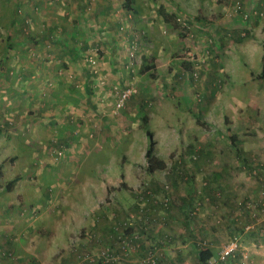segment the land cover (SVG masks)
Segmentation results:
<instances>
[{"label": "rangeland", "instance_id": "374dc122", "mask_svg": "<svg viewBox=\"0 0 264 264\" xmlns=\"http://www.w3.org/2000/svg\"><path fill=\"white\" fill-rule=\"evenodd\" d=\"M44 1L46 3L52 2L55 5L59 4L60 8H65L70 4V12L73 17H76L74 20L77 22V28L81 32L90 31L91 39L97 41V45L89 51V56L84 59L89 72L92 76L94 75L91 90L95 88V91L93 93L90 90L87 96L92 99V95L95 94L93 100H100L104 108L99 112L91 106L90 109L86 108V112L80 113L85 115L84 120L88 123L91 121L93 127H99L103 136H109L104 140L95 141L103 147L99 152L96 150L84 151L81 148L74 151L72 145L65 144L62 146L61 143L67 137H72L74 141L81 140L83 132L80 121H67L65 126L61 125L60 127V124L53 120L52 132L54 136L62 138V140L59 139L57 144L46 148L48 151L44 153L45 159L39 155L34 157L31 148L33 146L28 144L30 137L23 138L24 148L21 150L29 153V156L26 154L28 157L26 163H29V166L26 167L25 165L19 168V170H25L23 176L26 175L29 180L31 175L35 176L38 173V170L45 172L64 166L70 170L80 169L78 177L81 179L96 180L93 184L94 187L101 178L111 179L112 183L119 180L123 181L124 174L134 175L133 167L135 165L136 169L140 167L139 164L135 163L143 160L146 167V152L149 148L150 138L142 128L141 115L147 113L152 119L150 127L154 131L153 139L156 141L154 145L155 154L161 158L169 154L168 168L157 171L156 177L145 176L146 183H142L143 175L136 174L135 177L140 180L139 184L132 189L128 187V190L117 189L113 196V202L118 200L121 203L128 197L138 207H146L148 206L147 194L146 189L143 188L148 187L151 191L155 190L150 183L154 180L156 182L161 180L160 182H162L163 177L165 180L161 184L162 186L169 185V194L173 198V183L169 176L172 172L171 166L178 158H182L184 161V167H180L176 174L180 183V191H178L182 193L175 199L178 202L182 201L183 196H186L185 193L188 192L187 188L190 186L194 187L196 195L201 196L203 188L208 187L209 183L212 182L210 176L213 172L220 171L223 166H227L230 169L228 176L224 177L221 183L214 181L215 200H223L225 192L228 196L234 190L237 193L235 200L239 203H246L249 209L248 213L241 212L240 214L238 213L239 210L236 211V214L244 220V223H240V227L252 223L255 226L252 234L254 236L247 240L246 245L255 247V245L264 242V233L262 232L264 229V211H262L264 202V193L262 192L264 191V81L256 76L262 69L263 46L259 52L255 48L256 44L264 38V15L259 18L254 15H250L248 19L246 16L240 18L239 13L235 10L237 1H240L243 7L248 10L256 9L259 4L254 3L253 0L250 3V0H198L193 4V7L196 8V11H200V8L205 9L206 14H208L206 20L196 19V16L200 17V12L198 15L194 14L193 18L180 12L181 14L175 16V21L172 20L170 25L163 26L161 18L158 17L160 6H165L166 2L167 7L173 10L180 7L187 12L189 11L190 0L185 2L184 0H134L132 5L139 10L138 13L127 12L121 5L125 0H112L114 3L113 11L112 14H108L107 18L118 19L122 25L121 28L120 26L117 28L116 32L119 39L116 52L120 58V64L115 70L114 68L111 69L109 64L105 65L106 59L103 57L106 48L99 38L101 21L98 22V17L95 15L100 0H81L84 2L83 7L87 20H82V16L78 15L76 11V4L80 0ZM39 2L41 1L38 0L34 5L31 0H0V36L6 40L9 35L7 33L12 34L11 40L7 42L9 46L18 45L16 38L20 30L22 40H26L27 37L29 38L35 33V27L43 23L42 9L40 11L37 7ZM260 4H262V0H260ZM65 14L69 13L66 12ZM243 22L249 25L248 29ZM199 23L201 24L200 28L197 27ZM205 25L209 28L208 30ZM44 26L46 25L43 24ZM203 31L208 32V38H211L199 43L196 39V33ZM220 32L222 37L219 36ZM62 34L61 29H57L54 35L57 38L58 35L61 36ZM239 34H241V38L247 41L246 47L250 50V57L247 54L243 55L238 49L236 42ZM136 38L139 40V49L134 71L131 72L128 69L124 70L123 67L129 55V44ZM3 40L1 41L3 42ZM166 40L172 42L171 52H164L160 47H156L161 46V43ZM255 41L257 42L254 43ZM29 44L27 45L28 53L34 56L36 49L29 47ZM154 45L155 48H153ZM45 46L51 48L52 40H49ZM22 47L25 48L26 44ZM153 52L158 55L168 54L164 59L165 61L172 58L177 59L176 65L179 69L177 78L169 77L167 74L161 77L159 75L158 78L160 79L158 80V78L151 76L152 70H148V73L145 72L143 69L144 60L151 58ZM222 52L225 53L222 54ZM4 53L5 49L2 50L1 56ZM212 59H221L223 64L226 63V66L221 68L219 63H214ZM211 60L212 67L208 75L206 68L210 66L208 64ZM186 62L204 64L202 70L205 71V74L200 77L196 70L187 72L191 68L187 67ZM10 69H12L10 70L12 77H15L14 66H10ZM226 71H231V78L227 77ZM181 82H184L183 86H181ZM47 84L49 85H46L43 93L55 86L53 80L48 81ZM131 84L137 88L136 95L118 109L120 93ZM41 85L43 86V83L39 86ZM210 89L217 92L214 102ZM146 90L151 92L145 94L144 91ZM52 97L57 98L48 91L47 96L41 99L37 97L35 104L37 103L38 106L46 104L52 101ZM91 99H88L86 103L92 102ZM106 105H109V108H106ZM232 107L235 111L241 110V112L247 109L255 110L251 112L248 121L232 122L229 115ZM207 118H212V122H208ZM97 128H93L90 132L94 134V129ZM19 132L21 131L19 130ZM110 133L112 134L110 135ZM234 136L236 142L232 140ZM194 153L198 154L196 161L190 158V156L193 157ZM201 158L205 159L202 164L198 162ZM41 178V176L38 177V182L45 189L47 185L40 180ZM236 185H239L240 188L236 189ZM136 188L142 189L136 191ZM162 197L160 193L158 198L161 199ZM205 199L206 202L212 200L211 197H198V201L190 208L192 210L196 208L198 211L195 216L202 213V206L205 205L202 202ZM110 208L107 207V210ZM190 209L188 210L189 214ZM151 210L150 207L147 213H151ZM139 211L140 214L143 213L141 208ZM133 214L135 213L133 212ZM213 215L211 220H214L213 224L218 227L219 231L215 233L214 237L209 236L210 241L203 236H197V240L199 244L206 241L205 247L208 245L215 248L217 245L221 246V249L234 237L235 232L231 234L225 232L223 236L220 231V222H223V219L227 218L229 214L223 215L220 211L218 213L215 211ZM124 219L122 225L118 226L119 230L124 229L132 222L129 217L124 216ZM165 240L171 241L169 236ZM249 240L251 241L249 242ZM179 241L176 245L180 243ZM153 244L157 245V243ZM160 244L165 246L161 241ZM236 256L237 254L233 257ZM243 259V263L247 264L248 256L243 254ZM190 264L193 262L190 261Z\"/></svg>", "mask_w": 264, "mask_h": 264}, {"label": "crops", "instance_id": "0c3cea01", "mask_svg": "<svg viewBox=\"0 0 264 264\" xmlns=\"http://www.w3.org/2000/svg\"><path fill=\"white\" fill-rule=\"evenodd\" d=\"M31 1L35 5L38 0ZM40 1L37 3V7L40 11L42 9L41 17L44 21L35 27V33L29 38L27 37L26 40H22L20 30L16 38L18 45L12 46L7 44L12 38L10 32L7 33L9 35L6 40L0 36V264H90L79 262L76 255L79 252H98L105 246H110L119 252L120 235L123 232L139 242L141 248L139 251L124 257L117 264H136L152 246H157L163 253L158 264H190V261L193 264H202L198 258L199 242L197 236L206 237L210 241V237H214L215 233L219 231L218 227L213 224L214 220H211L214 216L213 213L220 211L223 215L229 214L227 218L223 219V222H220V231L224 236L225 232L229 234L241 233L240 223L244 220L236 214L237 210L240 214L241 212H249L246 203H239L235 200L237 193L233 188V192L228 196L225 192L223 200H215L214 181L221 183L224 177L228 176L230 169L227 166H223L220 171L213 172L210 176L212 182L209 183L208 187L203 188L201 196L196 195L194 187L190 186L187 188L186 196H183L180 202L175 200L182 194L179 193L180 183L176 178L175 168L174 173L169 176L173 183V198L170 208L150 204L143 208L138 207L128 197L125 198L124 202L119 203L118 200L113 202V196L117 189H127L128 187L132 189L139 184L140 180L135 177L136 174L144 176L142 183H146L145 176L156 177V174L146 172L147 169L143 160L135 163L139 164L141 169L140 167L136 169L134 164V175L124 174V180L115 183H112L111 179L101 178L98 183H95V187L93 184L96 180L78 177L80 169L70 170L62 166L45 172L38 170L35 176L29 177V180L26 175L23 176L25 170H19L25 165L26 167L29 166V163H26L28 158L26 154L29 156V153L21 150L24 148L23 138L30 137L28 144L34 147H31L34 157L39 155L42 159H45L44 153L48 151L46 148L49 146L44 147V144L51 143L52 146L59 139L62 140V138L54 136L52 132L53 120L60 124V127L61 125L65 126L67 121H80L83 132L81 140L74 141L72 137H67L65 141H62L66 145H72L74 151L81 148L84 151L96 150L99 152L103 147L95 141L104 140L109 136H103L99 127H93L91 121L88 123L84 120L85 115L80 113L86 112V108L90 109L91 106L99 112L104 108L100 100H93L95 94L92 95V99L87 96L92 87L93 76L84 62L83 54L85 52L83 51L93 43L90 31L81 32L77 28V22L74 20L76 17H73L70 12V4L65 8H60L59 4ZM197 1H189V11L187 12L180 7L173 10L167 7L165 2V10L163 14L158 16L161 18V24L163 26L170 25L171 22H168V19L175 21V16L181 14L180 12L190 15L192 18L194 14L198 15L200 12V17L196 16V19L206 20L208 14H206L205 9L200 8V11H196V8L193 7ZM253 2L260 4V0H253ZM113 4L112 0H100L95 15L98 17V22L101 21L99 38L106 48L105 55H103L106 59L105 65L109 64L111 69L117 70L115 63L117 60L120 62V58L116 52L119 45L116 32L120 22L118 19L107 18L108 14H112ZM83 5L84 2L80 0L76 4V11L78 15L82 16V20H87ZM66 12L69 14L66 15ZM243 23L244 26L249 27L246 22ZM43 24L46 26L43 27ZM200 25L199 23L197 27L200 28ZM205 26L207 27V25ZM51 29L53 30L51 31ZM57 29H61L63 34L56 38L54 34ZM201 33H196V39L199 43L211 38L210 36L208 38V32L203 31ZM219 36L222 37L221 32ZM49 40H52L51 48L45 46ZM246 42L244 38H241V34L237 36L238 49L243 55L247 54L250 57L251 53L246 47ZM24 44H26L25 48L22 47ZM28 44L29 47L36 49L34 56L29 55ZM256 45V51L259 52L262 43L259 41ZM171 46V40H166L161 43V46L156 47H160L164 52H171ZM4 49L5 53L1 56ZM224 53L222 52V54ZM167 56L168 54L158 55L153 52L149 58L150 71L152 70L151 72L155 73L157 78L159 75L161 77L168 74L169 77L173 78H177L179 75V69L176 65L177 59L172 58L165 61ZM229 58L231 57L229 56ZM212 60L208 64L210 66L206 68L208 75L212 67ZM186 63L188 64L187 67L191 68L187 72L196 70L200 77L205 74V71L202 70L204 64ZM214 63H219L221 68L226 66V63L223 64L221 59L214 60ZM12 65L16 70L15 77H12L10 73L12 70L10 66ZM226 75L231 78V71H226ZM50 80L54 81L55 86L48 91L57 98L52 97V101L40 106L36 105L35 99L37 97L41 99L48 95V91L46 93L43 91L46 85H49L47 82ZM184 82H181V86L184 85ZM41 83L43 86H39ZM195 85H197L196 82ZM210 90L214 102L217 92L214 89ZM91 91L94 93L95 88H92ZM150 92L149 90L144 91L145 94ZM88 99L93 101L86 103ZM105 107L109 108V105ZM254 110L247 109L241 112V110L235 111L232 107L231 114H229L230 119L232 122L248 121V117ZM11 116H15L18 122L14 125H6L8 120L12 119ZM49 117H52V122L50 119H45ZM207 120L212 122V118H207ZM206 125L209 124L206 123ZM1 127L4 129L2 130ZM93 128H97L94 129V134L90 132ZM167 136L169 135L167 134ZM168 155L162 157L167 164ZM204 161L205 159L201 158L198 162L202 164ZM39 176L42 177L40 180L47 185L45 189L38 182ZM164 180L165 177H163L162 182ZM160 181L154 180L150 183L157 192L162 190V182ZM235 188L239 189L240 186L236 185ZM203 196L211 197L213 201L206 202L205 199L202 202L205 205L202 206L201 204L202 213L198 216H190L188 210L195 205L198 197L202 198ZM107 207L111 208L107 210ZM150 207L152 212L147 213ZM139 208H142V214L139 213ZM124 216L129 217L132 222L124 229L119 230L117 227L125 221ZM262 232L264 233V229ZM252 234L250 232L239 235L241 247L237 256L231 257L224 264H244L243 254L248 256L247 264H264V242L255 245V247L246 245L247 240L254 236ZM168 236L171 241L165 240ZM178 240L180 243L176 245ZM160 241L165 246H161ZM153 243H157V245ZM220 247L217 245L215 248L212 247L216 255Z\"/></svg>", "mask_w": 264, "mask_h": 264}, {"label": "built area", "instance_id": "2783aa9c", "mask_svg": "<svg viewBox=\"0 0 264 264\" xmlns=\"http://www.w3.org/2000/svg\"><path fill=\"white\" fill-rule=\"evenodd\" d=\"M236 12L237 13H242L243 16L245 17H249L250 15H258V16H263L264 12H259V10L256 8L252 9V10H248L246 8L243 7V4L240 1L236 2ZM262 4H264V0H262ZM130 47H129V55L128 58L126 59V64H128V67H133V71H134V66L136 64V59H137V55H138V49H139V40L138 38H136L135 40H133L132 42H130ZM91 61V59H90ZM137 93V88L135 85H129L127 86L121 93L119 96V100H118V109L122 108L126 101H128L134 94ZM169 185H165L164 189L165 190H169ZM142 188H136L137 190H141ZM146 189V194H153V192L147 187V188H143ZM263 189H264V183H263ZM264 193V191H262ZM170 197L166 196V197H162L161 199L158 198L156 200V202H158V204L163 205V207L165 208H169L170 206ZM160 202V203H159ZM262 205V204H261ZM198 208V207H197ZM255 208V207H254ZM142 209V208H141ZM262 211H264V202L262 205ZM198 211H196V208L194 210H190V215L191 216H195L197 215ZM254 224H248L245 226L246 231H250L252 229H254ZM119 229V227L117 228ZM200 244L202 245H206L207 242H200ZM119 245L121 247L122 253H113L111 252L109 249H105L100 251L98 254H94V253H90V252H86L84 255V259H90L91 261H96L97 258L102 257L103 261L105 263H118L121 261L122 256H128L129 254L139 251L141 248V244L139 242H137L135 239H133L131 236H127L125 234H121L120 235V242ZM241 247V242H240V237L239 236H234L232 239H230V241L225 244L220 251L218 252L217 255L213 256L211 259L208 260V264H222L224 262H226L228 259H230L231 257L235 256L237 254V252L239 251ZM163 257V253L162 251L159 250V248L157 246H152L148 248V251H146V253L144 254V256L142 258H140L136 264H158L159 260H161V258Z\"/></svg>", "mask_w": 264, "mask_h": 264}, {"label": "trees", "instance_id": "16d2710c", "mask_svg": "<svg viewBox=\"0 0 264 264\" xmlns=\"http://www.w3.org/2000/svg\"><path fill=\"white\" fill-rule=\"evenodd\" d=\"M134 2V0H125L124 1V3L122 2V7H124L125 8V10H127V12H129V11H134V12H136V13H138V9L137 8H135L133 5H132V3ZM258 10H259V12H264V5H262V4H259V7L257 8ZM164 10H165V6H160L159 7V12H158V15H160V14H163V12H164ZM239 17L240 18H243L244 16H243V14L242 13H240L239 14ZM256 17H260V16H258V15H256ZM170 18H173L172 16H170ZM165 19H168L167 17H165ZM248 19V18H247ZM171 20H174V19H171ZM171 20H169L168 19V22H172ZM119 26H120V28H121V24H119ZM118 26V27H119ZM245 27H247V26H245ZM248 29V28H247ZM142 36V35H141ZM133 41V40H132ZM131 41V42H132ZM260 42L262 43V46H263V58H262V69H261V71H260V73H258V74H256V76H257V78L258 79H260V80H262V81H264V38L263 39H261L260 40ZM85 43V42H84ZM97 45V41L95 42L94 40H93V43L92 44H90L88 47L89 48H87V49H85V51H83V52H85L84 54H83V57L85 58V57H88L89 56V51L93 48V47H95ZM84 46V45H83ZM87 51V52H86ZM145 61V64H144V67H143V69H145V72H147L148 70H150V68H149V59H145L144 60ZM89 62V61H88ZM118 62H119V60H117V62L115 63L116 65H118ZM119 64H120V62H119ZM184 65H186V64H184ZM188 65V64H187ZM124 70H126V69H128L129 71H133V67H128V64H126V63H124ZM117 69V68H116ZM94 76V75H93ZM151 76L153 77V78H157V75L155 74V73H153V74H151ZM127 87V86H126ZM136 94H134L132 97H134ZM131 97V98H132ZM13 117V118H12ZM11 118L12 119H9L8 120V122H7V124L6 125H14L16 122H18L17 121V119H16V117L15 116H11ZM200 118H201V115H200ZM45 119H50V122H51V119H52V117H49V118H45ZM141 121H142V128L145 130V132H146V134H147V136L150 138V143H149V148H148V150H147V152H146V158H147V164H146V168H147V170H148V172L149 173H151V174H155L157 171H159V170H163V169H167L168 168V166H167V162H166V160H164V159H162L161 157H159L157 154H155V147H154V145H155V143H156V141L153 139V136H154V131L151 129V127H150V122H151V119H150V116H149V114H147V113H143L142 115H141ZM51 127H52V125H51ZM2 128V130L4 129L3 127H1ZM51 129V128H50ZM232 140L234 141V142H236V138H235V136H234V138L232 137ZM59 141H57V142H55V143H53L52 144V146H54L55 144H57ZM47 145H49V146H51V143H49V144H45V147H47ZM61 145L63 146V145H65V143L64 142H62L61 143ZM48 146V147H49ZM47 147V148H48ZM190 158L192 159H194L195 161L198 159V154H193V157L192 156H190ZM183 168L184 167V161H183V159L182 158H178L177 160H175L174 161V163H173V165L171 166V169H172V172H171V174H173L174 173V169L176 168V173H177V171L179 170V168ZM169 174H170V170H169ZM17 180H19V179H17ZM14 181H15V179H14ZM8 186H9V184H8ZM153 192V194H147V200H146V202H147V204H150V205H159V206H163V205H161V204H158V202H156V200L158 199V195L161 193L162 194V196H163V198L164 197H166V196H169L170 197V206H171V204H172V197H171V195L169 194V192H170V189L169 190H165L164 189V186H162V190L159 192V193H157L156 192V190H153L152 191ZM151 202H153V203H151ZM160 203V202H159ZM170 206H169V208H170ZM191 210V209H190ZM190 215V214H189ZM191 216V215H190ZM239 229H241V233L240 234H243V233H253L254 231H253V229L252 230H250V231H246V229H245V226H241ZM239 233H235V235L234 236H239L240 235ZM98 238H96V240H97ZM98 241H100V239H98ZM200 246H199V248H198V258H199V260H200V262L202 263V264H208V260L209 259H211L213 256H215L216 254H215V251H214V249L212 248V247H210V246H204V245H202V244H199ZM119 247H120V245H119ZM105 249H109L111 252H113V253H122V250H121V247H120V250H119V252H116L113 248H111L110 246H105V247H102L98 252H91V251H88V252H90V253H94V254H98L100 251H102V250H105ZM85 253L86 252H79L78 253V255H76L77 257H78V260H79V262H87V263H90V264H112V263H105L104 261H103V259H102V257H98L97 258V260L96 261H91L90 259H84V255H85ZM129 256V255H128ZM124 257H126V256H122V259H121V261L123 260V258ZM228 261V260H227ZM226 261V262H227ZM113 264H117V263H113Z\"/></svg>", "mask_w": 264, "mask_h": 264}]
</instances>
